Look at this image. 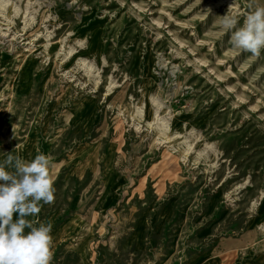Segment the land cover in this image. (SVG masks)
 Masks as SVG:
<instances>
[{"label": "rangeland", "instance_id": "rangeland-1", "mask_svg": "<svg viewBox=\"0 0 264 264\" xmlns=\"http://www.w3.org/2000/svg\"><path fill=\"white\" fill-rule=\"evenodd\" d=\"M256 6L0 5V161L52 157L55 198L35 217L53 225L50 264L264 256V50H232L218 23Z\"/></svg>", "mask_w": 264, "mask_h": 264}, {"label": "clouds", "instance_id": "clouds-1", "mask_svg": "<svg viewBox=\"0 0 264 264\" xmlns=\"http://www.w3.org/2000/svg\"><path fill=\"white\" fill-rule=\"evenodd\" d=\"M218 23L222 32L230 33L232 50L260 57L264 50V6L249 11L242 24L231 11L218 17ZM53 167L52 157L42 152L30 160L9 153L0 161V264H50L53 225L35 217L42 203L54 201Z\"/></svg>", "mask_w": 264, "mask_h": 264}, {"label": "bare ground", "instance_id": "bare-ground-1", "mask_svg": "<svg viewBox=\"0 0 264 264\" xmlns=\"http://www.w3.org/2000/svg\"><path fill=\"white\" fill-rule=\"evenodd\" d=\"M5 4H6V0H2L0 3L1 6H5ZM153 101H155V100L153 99ZM156 105H157L158 109H160V104L156 103ZM158 109H157V112L155 115L156 116L157 129L162 133H167L169 131V129L171 128L170 122L164 116H162V117L159 116ZM149 111H150L149 108L148 109L146 108V111L138 109V112H139L138 114L141 115L142 117H146L147 113ZM192 264H201V263H199V261H194ZM205 264H207V263H205ZM241 264H264V256L259 258V259H254V258L253 259L252 258L245 259Z\"/></svg>", "mask_w": 264, "mask_h": 264}]
</instances>
